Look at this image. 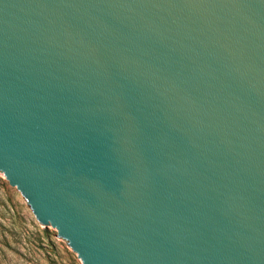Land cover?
<instances>
[{
	"label": "water",
	"instance_id": "1",
	"mask_svg": "<svg viewBox=\"0 0 264 264\" xmlns=\"http://www.w3.org/2000/svg\"><path fill=\"white\" fill-rule=\"evenodd\" d=\"M0 173L82 264H264V0H0Z\"/></svg>",
	"mask_w": 264,
	"mask_h": 264
},
{
	"label": "rangeland",
	"instance_id": "2",
	"mask_svg": "<svg viewBox=\"0 0 264 264\" xmlns=\"http://www.w3.org/2000/svg\"><path fill=\"white\" fill-rule=\"evenodd\" d=\"M57 231L41 224L0 173V264H82Z\"/></svg>",
	"mask_w": 264,
	"mask_h": 264
}]
</instances>
